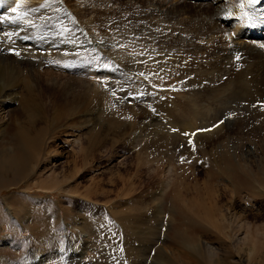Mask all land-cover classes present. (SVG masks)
<instances>
[{
    "label": "rangeland",
    "instance_id": "1",
    "mask_svg": "<svg viewBox=\"0 0 264 264\" xmlns=\"http://www.w3.org/2000/svg\"><path fill=\"white\" fill-rule=\"evenodd\" d=\"M43 1L22 0L20 7L31 10ZM186 2L211 4L214 11L194 15ZM59 3L79 26L90 21L84 30L88 48L70 55L55 48L51 61L39 59L40 67L32 70L37 91L28 88L23 71L10 77L22 94L19 102L0 107V124H6L0 131V264H264V191L257 189L262 185L253 184V198L236 195L233 183L252 182L248 174L240 177L229 170L237 169L235 157L220 147L227 139L236 143L251 167L261 162L264 144L253 152L246 135L191 131L183 118L174 122L166 115L159 102L175 100L187 89V65L200 66L217 56L235 60L244 48L263 46L264 4L256 2L257 12H250L261 19L256 27L261 31L252 35L246 24L236 30L241 15H230L229 0H54L49 10ZM18 12L8 11L10 16ZM201 19L224 27L194 43L183 35L166 36L172 23ZM41 52L38 48L33 57ZM174 60L179 61L174 67L164 64ZM119 61L138 62L139 72L124 69ZM113 79L125 85L78 108L63 107L53 120L58 104L52 91L60 83L108 86ZM79 112L92 122L72 120ZM24 133L32 140L27 148L21 144ZM200 135L203 143L192 148ZM138 150L150 158L139 163ZM263 171L256 173L259 178ZM46 181L54 188L38 187ZM223 214L225 222H214ZM89 236L88 244L80 241ZM224 239L230 249L221 244Z\"/></svg>",
    "mask_w": 264,
    "mask_h": 264
},
{
    "label": "bare ground",
    "instance_id": "2",
    "mask_svg": "<svg viewBox=\"0 0 264 264\" xmlns=\"http://www.w3.org/2000/svg\"><path fill=\"white\" fill-rule=\"evenodd\" d=\"M52 1L54 0H44L36 8L26 10L20 7L22 0H0V12L3 10V13H0V107H2L4 103H17L20 101L22 92L17 89L18 85L14 82H9L13 72L16 73L19 70L20 72L23 71L26 77L25 83L27 82L26 85L28 88L37 91L38 81L33 77L32 70L40 67L39 59L41 61H51L49 53L55 48L61 49L63 55L83 53L84 50L88 48L89 38L87 37L89 34L86 35L88 32L86 31L87 33L85 34L84 30L87 29L85 24L88 25L90 21L88 23H81L82 25L79 26V24L75 22V17L71 16L69 14L70 12L60 3L57 5L55 11H50L49 6ZM229 1L230 5L227 10L230 12V15H241V20L237 22L236 30H242L241 28L246 24L247 28L252 32V35L259 34L258 32H260L261 29H256V27L261 23V19L259 20L256 17L257 13H253L255 15L254 17L252 14L250 15V12L252 13L255 11L253 7H255L256 2L261 1L264 4V0ZM198 6L203 7L198 10ZM246 6H249L248 8L250 11L248 13L250 16H248L247 13L248 9H245ZM184 7L188 8L189 12L194 15H198L201 12L210 15L214 11V6L211 4L186 2ZM11 8L19 10V12L10 16L11 13L9 15L8 11ZM20 18L32 19L33 23L30 25H23L19 21ZM104 21L105 19L99 22ZM157 25L159 27V33L164 34L163 27L160 24ZM223 25V22H207L201 19V21H193L189 24L180 23V25H178L172 23V27L169 26V29H165H168V32L165 33L166 36H186L191 43H194L196 39L204 37L211 31L223 28ZM16 41H22V44H18ZM37 45H40L42 48ZM38 48L42 49L44 53L41 52L40 57L37 59L33 57V54L38 51ZM188 49L191 50L190 47H188ZM199 49L200 48H198V50ZM9 50L11 51L9 52ZM5 51H8L9 55H4ZM217 57L218 59L200 66L187 65L186 68L188 72L186 75L184 74L185 76L182 74L184 76L183 82L188 86L185 87L187 89L182 93H178L175 100L159 99V102L161 101L160 106H165L166 110L164 111L168 113L166 115L172 116L171 119L173 118L174 122L176 121V117L183 118L182 125H186L191 131H195L196 129L209 130L219 134L221 137L230 132L243 134L246 135L245 139L247 145H249V149L251 151L256 150L257 145L264 144V45L244 48L243 52L235 60H231L229 57L225 59H221L220 56ZM176 60L164 64L174 67L179 62ZM117 64L121 65L126 70L133 69L135 74L139 72L138 68L140 65L138 62L119 61ZM159 65H163V63H159ZM159 65H156V67L162 70L163 66L160 67ZM113 82H110L111 84L108 86L106 83L90 84L83 82L82 85H75L70 81L60 83L59 87L52 91L53 98L58 104L53 120L57 121L59 119L63 107L77 104L78 108L85 101L98 94L106 95L114 91V89H118L125 85L124 81H122V85H119L116 79H113ZM157 93L159 94L161 92L157 91ZM160 95L163 98H170L165 91ZM168 102H172V104L167 107ZM72 120L80 121L81 124L92 122L91 118H83L80 112L76 113ZM162 125L166 127L164 122ZM5 127V123L0 124V131L5 132ZM87 128L91 129L93 127L89 125ZM191 131H189L190 136L195 134ZM253 133L256 135L260 134L261 137L252 136ZM21 135V144L23 147L27 148L29 144H32V140H30V136H27L25 133ZM201 138L202 136L198 138V141H193L191 147L193 148L198 145V142L200 144L203 143L200 141ZM190 141L191 140H189V142ZM234 144L235 145H232L228 139L220 144L221 149L228 151L230 154L232 153L235 157L234 163L237 169L232 166L229 170L233 173L238 172L240 177L248 174L247 177H249L252 184L245 186L240 183L238 184V182L236 184L233 183V191L236 195L238 193H246L249 198H253L257 195L256 191L252 192L253 188L256 187L253 184H260L264 187V178H259L256 174L260 170H264V156L260 159L261 162L258 165H253L251 167L246 166L243 162V158L237 152L236 143ZM145 147L150 148L152 152H156L152 146L147 145ZM138 153L137 161L139 160V163L143 162L146 158H150V155L143 152V150H138ZM143 154L147 157H144ZM12 158L14 164H17L18 159H16V156ZM243 166L244 168L242 169ZM54 185L53 182L46 181L40 182L38 187L42 190H50L54 188ZM262 186L259 188L257 187V189L264 191ZM164 190L165 188L161 186L160 192L164 193ZM213 213L210 214V216L214 215ZM224 216L223 214L221 218H216L214 222L217 223L220 219L221 223L222 221L225 222L227 218H224ZM211 218L213 222V217L211 216ZM229 237L231 236H226V238ZM225 239L222 240L223 243L221 244L226 247V249H230ZM80 241H82L83 244H88L89 241L91 242V239L90 236L84 239L81 237ZM194 247H196V249H202L200 245ZM253 250L255 251V249H252L250 253H253ZM218 262V264H224L220 261Z\"/></svg>",
    "mask_w": 264,
    "mask_h": 264
}]
</instances>
